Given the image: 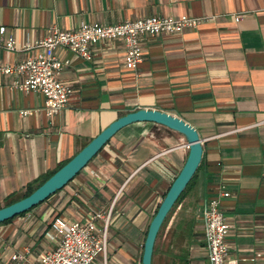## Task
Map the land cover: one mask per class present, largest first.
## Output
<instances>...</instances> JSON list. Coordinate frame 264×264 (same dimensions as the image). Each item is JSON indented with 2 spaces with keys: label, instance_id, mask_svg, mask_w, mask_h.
I'll return each mask as SVG.
<instances>
[{
  "label": "crops",
  "instance_id": "obj_1",
  "mask_svg": "<svg viewBox=\"0 0 264 264\" xmlns=\"http://www.w3.org/2000/svg\"><path fill=\"white\" fill-rule=\"evenodd\" d=\"M151 15L201 20L179 33L143 35V61L135 70L125 67L120 40L95 44L90 60L57 48L56 55L67 59L59 78L73 93L55 114L45 113L40 92L19 90L12 75L0 72V198L22 195L28 183L57 170L117 117L159 109L191 124L203 147L187 194L194 211L188 251L174 254L175 263L208 264L200 209L218 185L230 192L221 200L230 224L225 261L263 263L264 0H0L3 36L12 35L17 48L34 44L52 27ZM34 52L0 47V65ZM156 126L165 127L136 122L121 128L65 188L0 223V264L14 251L36 256L50 247L44 231L54 216L83 223L92 210L106 213L111 206L107 264H140L135 255L147 217L187 155L180 133ZM256 252L254 263L240 262ZM96 260L101 264L102 256Z\"/></svg>",
  "mask_w": 264,
  "mask_h": 264
},
{
  "label": "built area",
  "instance_id": "obj_2",
  "mask_svg": "<svg viewBox=\"0 0 264 264\" xmlns=\"http://www.w3.org/2000/svg\"><path fill=\"white\" fill-rule=\"evenodd\" d=\"M239 16L236 14L234 20L237 21ZM200 20L187 15H151L124 19L113 24L81 22L73 29L49 28L34 44L25 43L21 48L16 47L12 35L3 36L5 28L0 26V47L9 51L35 50L33 55H28L22 61L0 65V72L12 75L15 78L14 86L19 90L40 92L44 97L45 113L52 115L68 103L73 93L72 87L59 78L67 59L56 55L57 48L90 60L95 44L103 40H120L124 45L125 67L135 70L143 61V35L179 33L185 28L195 27ZM229 195V191L218 185L215 195L204 199L201 205L200 222L208 264H239L236 260L225 261L229 251L225 238L230 224L222 209L221 200ZM111 210L112 206L106 213L92 210L83 223L67 220L60 215L54 216L44 231V237L50 247L36 256H31L29 250L14 251L5 264H96L98 255L102 256L101 264H107V236ZM259 256L260 253L256 252L242 256L239 260L243 263H254Z\"/></svg>",
  "mask_w": 264,
  "mask_h": 264
},
{
  "label": "water",
  "instance_id": "obj_3",
  "mask_svg": "<svg viewBox=\"0 0 264 264\" xmlns=\"http://www.w3.org/2000/svg\"><path fill=\"white\" fill-rule=\"evenodd\" d=\"M136 122H152L180 133L185 139L188 149L183 165L170 183L147 227L140 264H152V254L158 231L170 209L198 168L203 152L202 140L191 124L179 116L159 109L138 108L110 122L32 192L9 204L0 206V223L38 205L48 196L64 187L86 166L111 136L121 128Z\"/></svg>",
  "mask_w": 264,
  "mask_h": 264
},
{
  "label": "rangeland",
  "instance_id": "obj_4",
  "mask_svg": "<svg viewBox=\"0 0 264 264\" xmlns=\"http://www.w3.org/2000/svg\"><path fill=\"white\" fill-rule=\"evenodd\" d=\"M156 128H160V130H166L164 129L166 127H162V126H156ZM185 150L186 151L188 150L187 147L185 148ZM189 191L190 190L187 191L182 201L171 210L172 212L169 213L168 215L166 225L161 227V229L159 230L156 236L155 247H154L155 250L152 257L153 264H176L172 256L174 254L183 255L188 251L187 248L193 227V215H194V211H192V205H191L192 203L190 200L191 197L187 196ZM22 192L23 190H20L19 194H22ZM45 203L47 202L42 203V205L43 204L45 205ZM4 204H5V200L0 198V206H3ZM39 209L40 208L37 207L34 210L36 211ZM151 215L149 214V217H147L146 224L150 222ZM190 225L191 228L190 230H188L187 227ZM144 228H146V225L144 226ZM110 230H111V226L108 228V231ZM141 245H139L138 249L136 250V255H135L136 262H139V259L141 262L143 243H141ZM107 252L108 254H110L109 246ZM133 256L134 255L131 254L130 258L132 259Z\"/></svg>",
  "mask_w": 264,
  "mask_h": 264
},
{
  "label": "trees",
  "instance_id": "obj_5",
  "mask_svg": "<svg viewBox=\"0 0 264 264\" xmlns=\"http://www.w3.org/2000/svg\"><path fill=\"white\" fill-rule=\"evenodd\" d=\"M65 162H66V161H65ZM65 162L61 163L60 166H62ZM201 162H202V161H201ZM201 162H200L198 168L196 169L195 173L193 174L192 178L190 179V181L188 182V184L186 185V187L184 188V190L182 191V193L180 194V196L178 197V199L176 200V202L174 203V205H173L172 208L170 209L169 213H171V212H172L171 210H172L174 207H176V206L182 201V199H183L184 196L186 195L187 191L190 190V188H191L192 185L194 184L195 176H196L197 171H198V169H199V167H200V165H201ZM60 166H59V167H60ZM54 171H55V170H54ZM54 171H52V172L48 173L47 175H45L44 177H42V178L38 181L37 184H34V182H33V183H28L27 186H26V189H25L24 193H23L22 195H20V197H19V196H15L14 193H13V194H10V195H8V196H6V197H5V204H4V205L9 204V203H11V202H13V201H15V200H17V199L23 197V196L28 195V194H29L30 192H32V191H33L38 185H40L45 179H47V178H48V177H49ZM78 173H79V172H78ZM78 173H77V174H78ZM77 174H76V175H77ZM76 175H75V176H76ZM166 191H167V190H166ZM166 191L164 192V194L166 193ZM164 194H163V196H164ZM163 196H162V198H163ZM49 197H50V196H48L47 198H49ZM47 198H46V199H47ZM46 199H45V200H46ZM45 200H44V201H45ZM42 202H43V201H42ZM40 203H41V202H40ZM40 203H39V204H40ZM158 205H159V204H158ZM158 205L156 206L155 211L157 210ZM35 206H37V205H35ZM35 206L31 207V208L28 209L27 211L31 210V209L34 208ZM27 211L22 212V213H20V214L26 213ZM155 211H154V213H155ZM169 213H168L167 216L165 217V219H164V221H163L161 227H163V226L166 225V222H167V219H168V215H169ZM20 214H19V215H20ZM16 216H18V215H16ZM16 216H14V217H16ZM152 216H153V215H152ZM14 217H12V218H14ZM12 218H9V219H7V220H5V221H3V222L9 221V220H11ZM151 218H152V217H151ZM1 223H2V222H1ZM147 227H148V226H147ZM161 227H160V229H161ZM187 228H188V230H190L191 225L188 226ZM160 229H159V230H160ZM146 231H147V229H146ZM146 231H145V234H146ZM158 232H159V231H158ZM154 247H155V244H154ZM154 250H155V249H154ZM154 250H153V253H154ZM152 257H153V254H152Z\"/></svg>",
  "mask_w": 264,
  "mask_h": 264
}]
</instances>
